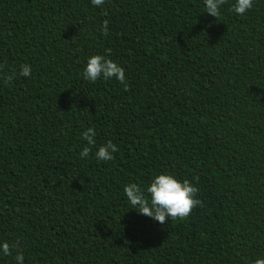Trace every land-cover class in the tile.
<instances>
[{
	"label": "trees",
	"instance_id": "1",
	"mask_svg": "<svg viewBox=\"0 0 264 264\" xmlns=\"http://www.w3.org/2000/svg\"><path fill=\"white\" fill-rule=\"evenodd\" d=\"M234 2L216 19L203 0H0V77L16 74L0 78V242L24 264L264 258V0L243 16ZM94 54L127 90L83 78ZM88 127L113 160L80 158ZM162 172L203 206L164 225L138 214L124 186Z\"/></svg>",
	"mask_w": 264,
	"mask_h": 264
},
{
	"label": "clouds",
	"instance_id": "2",
	"mask_svg": "<svg viewBox=\"0 0 264 264\" xmlns=\"http://www.w3.org/2000/svg\"><path fill=\"white\" fill-rule=\"evenodd\" d=\"M93 6H102L105 0H90ZM228 0H203L204 10L207 14L218 19L221 16V7ZM253 7V0H235L231 10L243 16ZM102 35H108V21H104L100 29ZM111 52V49H107ZM15 72L4 74L2 77L5 85H9ZM19 75L29 77L31 75V66L23 64L20 66ZM83 78L91 83L98 79L110 80L115 79L122 84L125 90L128 84L124 75L123 67L112 59L105 58L104 55L94 54L88 57L82 72ZM81 138L86 144L79 152L80 158H88L96 148L95 157L98 161H111L114 159V153L119 149L111 140L96 147V131L93 127H88L81 134ZM198 180V177H194ZM199 189L195 187L188 179H177L173 174L162 172L155 174L146 188H142L136 183L126 184L123 192L138 214L152 218L154 221L164 225L169 220H185L189 217L193 208L203 206L202 201L197 198ZM15 250L14 260L16 264H24V255L19 243L10 244L7 241L0 242V252L4 256H12ZM252 264H264V258H256Z\"/></svg>",
	"mask_w": 264,
	"mask_h": 264
}]
</instances>
